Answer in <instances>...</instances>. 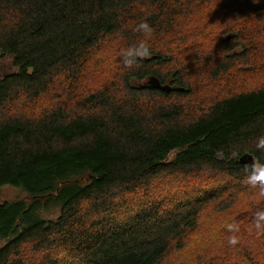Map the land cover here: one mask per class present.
<instances>
[{
    "label": "trees",
    "instance_id": "16d2710c",
    "mask_svg": "<svg viewBox=\"0 0 264 264\" xmlns=\"http://www.w3.org/2000/svg\"><path fill=\"white\" fill-rule=\"evenodd\" d=\"M4 57L0 264H264V0H0ZM209 78L237 86L199 101Z\"/></svg>",
    "mask_w": 264,
    "mask_h": 264
},
{
    "label": "clouds",
    "instance_id": "9594fccd",
    "mask_svg": "<svg viewBox=\"0 0 264 264\" xmlns=\"http://www.w3.org/2000/svg\"><path fill=\"white\" fill-rule=\"evenodd\" d=\"M135 31L143 35V39L136 44L129 46L121 52V62L125 68L131 69L138 65L141 60L151 56L149 38L153 33V28L147 21H142L136 25ZM255 148L257 151H264V135L255 140ZM246 183L254 188H259V194L264 196V162L253 159L250 166H246ZM227 231L231 233L228 237L229 246H237L240 237L238 225L234 223L227 224ZM250 230H254L257 235L264 234V209L257 210L254 213Z\"/></svg>",
    "mask_w": 264,
    "mask_h": 264
},
{
    "label": "rangeland",
    "instance_id": "374dc122",
    "mask_svg": "<svg viewBox=\"0 0 264 264\" xmlns=\"http://www.w3.org/2000/svg\"><path fill=\"white\" fill-rule=\"evenodd\" d=\"M216 30L215 26L211 28L210 26H207L206 30L204 31L205 34L208 33V31ZM237 47L236 49H238ZM13 71V66L11 65V59L10 57H4L0 60V73L6 74ZM227 85L215 80L209 78L208 81H202L201 83H193L195 89V95L198 97L199 101H206L208 99L209 95L215 94L217 92H222L223 90L227 89L228 87L234 88L236 87V80H223ZM25 198L24 193L20 191L19 188L11 187V186H3L0 188V202H3L5 200H16V199H23ZM178 258L185 259L186 253L182 255L173 254L170 256V258L167 260L168 263L174 264Z\"/></svg>",
    "mask_w": 264,
    "mask_h": 264
},
{
    "label": "water",
    "instance_id": "95a60500",
    "mask_svg": "<svg viewBox=\"0 0 264 264\" xmlns=\"http://www.w3.org/2000/svg\"><path fill=\"white\" fill-rule=\"evenodd\" d=\"M232 36H233V34H228L227 36H226V40L228 41V40H230V38H232ZM147 85H149V86H152V87H156V88H160V89H162V90H164V91H166V92H169V91H171V90H182V88H177V87H171L169 84H161L160 82H159V80L156 78V77H154V76H150V77H148V79L146 80V82H145ZM249 159H244V160H242V162H246V161H248Z\"/></svg>",
    "mask_w": 264,
    "mask_h": 264
}]
</instances>
